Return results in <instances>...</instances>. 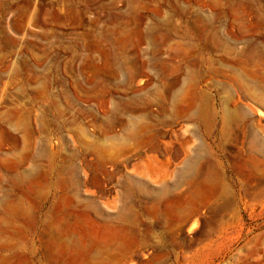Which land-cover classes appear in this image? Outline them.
<instances>
[{
  "label": "rangeland",
  "instance_id": "obj_1",
  "mask_svg": "<svg viewBox=\"0 0 264 264\" xmlns=\"http://www.w3.org/2000/svg\"><path fill=\"white\" fill-rule=\"evenodd\" d=\"M0 264H264V0H0Z\"/></svg>",
  "mask_w": 264,
  "mask_h": 264
},
{
  "label": "built area",
  "instance_id": "obj_2",
  "mask_svg": "<svg viewBox=\"0 0 264 264\" xmlns=\"http://www.w3.org/2000/svg\"><path fill=\"white\" fill-rule=\"evenodd\" d=\"M94 76L89 64L83 60H73L65 55L56 57V126L58 122L64 124L67 121L70 123V118L76 111L84 110L87 107L83 101L93 96L89 86L94 83ZM80 86H85L88 89H81ZM72 101L74 105L70 106L69 102ZM37 115L47 117L49 113L45 114L42 107H39ZM51 116L53 117V115Z\"/></svg>",
  "mask_w": 264,
  "mask_h": 264
},
{
  "label": "bare ground",
  "instance_id": "obj_3",
  "mask_svg": "<svg viewBox=\"0 0 264 264\" xmlns=\"http://www.w3.org/2000/svg\"><path fill=\"white\" fill-rule=\"evenodd\" d=\"M145 44H146V42H145ZM138 50H140V49H138ZM140 53V52H139ZM141 55V54H140ZM148 65V64H147ZM260 195H263L262 193L260 194ZM241 220H242V218L239 216L235 221H233L232 223H230V224H225L224 226H223V231L224 232H226V233H229L230 232V230H234L235 229V227L237 226V225H239V224H241ZM241 235V234H240Z\"/></svg>",
  "mask_w": 264,
  "mask_h": 264
},
{
  "label": "crops",
  "instance_id": "obj_4",
  "mask_svg": "<svg viewBox=\"0 0 264 264\" xmlns=\"http://www.w3.org/2000/svg\"><path fill=\"white\" fill-rule=\"evenodd\" d=\"M196 40V39H195Z\"/></svg>",
  "mask_w": 264,
  "mask_h": 264
}]
</instances>
